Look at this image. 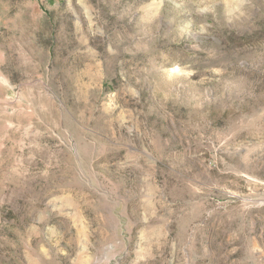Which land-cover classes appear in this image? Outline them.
Segmentation results:
<instances>
[{
  "label": "rangeland",
  "instance_id": "rangeland-1",
  "mask_svg": "<svg viewBox=\"0 0 264 264\" xmlns=\"http://www.w3.org/2000/svg\"><path fill=\"white\" fill-rule=\"evenodd\" d=\"M0 264H264V0H0Z\"/></svg>",
  "mask_w": 264,
  "mask_h": 264
}]
</instances>
